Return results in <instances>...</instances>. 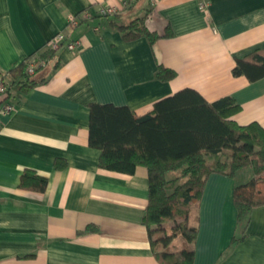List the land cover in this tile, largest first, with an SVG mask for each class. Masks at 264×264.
<instances>
[{
	"label": "crops",
	"instance_id": "obj_1",
	"mask_svg": "<svg viewBox=\"0 0 264 264\" xmlns=\"http://www.w3.org/2000/svg\"><path fill=\"white\" fill-rule=\"evenodd\" d=\"M119 1L0 0V75L35 62L58 33L65 37L34 74L42 83L5 102L0 95V264H159L142 224L147 170L98 166L100 151L88 143L90 104L142 116L192 89L210 103L231 97L240 107L235 122L264 128V77L232 75L237 59L264 54V0H136L115 16L68 26L83 11ZM140 17L158 36L152 44L126 42L117 30ZM70 42L78 47L67 49ZM158 66L175 76L157 80ZM5 104L12 108L1 112ZM26 172L45 178V190L20 188ZM239 174L246 181L250 170ZM236 184L208 177L188 218L197 228L193 264H264V205L237 224ZM177 240L172 250H180Z\"/></svg>",
	"mask_w": 264,
	"mask_h": 264
},
{
	"label": "trees",
	"instance_id": "obj_2",
	"mask_svg": "<svg viewBox=\"0 0 264 264\" xmlns=\"http://www.w3.org/2000/svg\"><path fill=\"white\" fill-rule=\"evenodd\" d=\"M117 30L126 42L146 38L152 44L158 38L146 29L141 17L117 26ZM55 52L47 48L33 63L47 64ZM33 63L22 62L6 77L0 75L6 87L3 102L15 95L14 90L26 93L44 81L34 78L43 66L28 73ZM232 75L245 76L250 82L263 78L264 54L237 59ZM174 76L173 71L161 66L155 73L159 81ZM239 110L231 97L210 103L192 89L158 100L151 112L142 116L125 106L89 105L88 143L100 151L98 166L127 175L138 166L147 170L148 202L142 224L159 264H193L194 251L189 247L196 240L197 228L188 218L211 174L234 179L241 170H250L248 180L236 184L232 191L237 224L264 205V128L256 122H235L232 116ZM54 165L63 167L57 161ZM46 184L45 178L28 172L19 182L20 188L38 192L44 191ZM179 237L184 248L172 250Z\"/></svg>",
	"mask_w": 264,
	"mask_h": 264
},
{
	"label": "built area",
	"instance_id": "obj_3",
	"mask_svg": "<svg viewBox=\"0 0 264 264\" xmlns=\"http://www.w3.org/2000/svg\"><path fill=\"white\" fill-rule=\"evenodd\" d=\"M134 2H136V0H120L119 3L117 4H103L100 5L98 7V9L92 13L89 10L87 11H83L80 15H77L75 17H71L68 20V26L70 27H75L78 24H80L81 22H87V21H91L94 19V17H99V18H108V17H112L115 16L116 14H118L120 11L128 8L131 4H133ZM207 2L203 1L200 3V8H204L207 6ZM97 29V28H96ZM65 37L63 33H58L56 36H54L49 44L48 47L50 49L53 50H57L59 49L63 43H64ZM67 49L69 50H73L75 48L78 47V42H70L69 44H67ZM37 66H44V62L40 61L39 63L36 64H31L28 68V73L32 74L35 67ZM6 91V87L3 84L1 78H0V95H4ZM12 108L11 105L9 104H5L2 108H1V112H8L10 111Z\"/></svg>",
	"mask_w": 264,
	"mask_h": 264
},
{
	"label": "rangeland",
	"instance_id": "obj_4",
	"mask_svg": "<svg viewBox=\"0 0 264 264\" xmlns=\"http://www.w3.org/2000/svg\"><path fill=\"white\" fill-rule=\"evenodd\" d=\"M240 177H244V174H239V175H237V176H235V179H236V182H237V184H241V183H243V182H245V181H243V179H239ZM248 180V179H247ZM193 226H194V224H193ZM184 240L181 238V237H179L178 238V240H177V242H175L176 243V245L178 246L177 248L178 249H182V248H184L183 246V244H181L182 242H183Z\"/></svg>",
	"mask_w": 264,
	"mask_h": 264
}]
</instances>
